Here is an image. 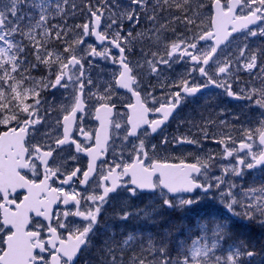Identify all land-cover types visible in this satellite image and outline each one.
I'll return each mask as SVG.
<instances>
[{
    "label": "snow or ice",
    "instance_id": "snow-or-ice-1",
    "mask_svg": "<svg viewBox=\"0 0 264 264\" xmlns=\"http://www.w3.org/2000/svg\"><path fill=\"white\" fill-rule=\"evenodd\" d=\"M0 166V264H264V0H0Z\"/></svg>",
    "mask_w": 264,
    "mask_h": 264
},
{
    "label": "flooded vegetation",
    "instance_id": "flooded-vegetation-1",
    "mask_svg": "<svg viewBox=\"0 0 264 264\" xmlns=\"http://www.w3.org/2000/svg\"><path fill=\"white\" fill-rule=\"evenodd\" d=\"M219 90L217 89H209L204 93H201L195 97H188L179 107L178 109L174 112L173 116L170 118V120L166 123V125L164 126V132L165 133H171L173 131L176 130L177 128V123L179 120L181 119H185L189 117V113H191L192 115H196V108L197 105L201 104L203 102V99L205 97H208L210 95H214L218 92ZM222 99V100H221ZM219 100V103L225 105V98H221ZM229 103L230 104H226L228 107H231L232 103L230 102V98L228 97ZM8 171H6L3 166H0V174L3 173H7ZM9 173L11 174V172L9 171ZM11 185L13 187H18L20 186L19 184V180L11 174ZM3 181L0 180V186L2 187H7L5 186V184L3 185ZM36 186V190L31 193L33 200L30 202L28 199L27 204L25 205L26 208L23 206L21 208V210L19 212H11L10 210H8L7 208L4 209L5 212V218L6 219H10V220H15L17 223L19 224H23V222H25L26 220V213L28 211V209L33 208V207H38L41 203H43V201L40 199V192L43 190L42 186L39 185H34ZM37 201H35V200ZM20 213V214H19Z\"/></svg>",
    "mask_w": 264,
    "mask_h": 264
},
{
    "label": "rangeland",
    "instance_id": "rangeland-1",
    "mask_svg": "<svg viewBox=\"0 0 264 264\" xmlns=\"http://www.w3.org/2000/svg\"><path fill=\"white\" fill-rule=\"evenodd\" d=\"M222 97L226 99V96H221L220 98H222ZM225 103L227 104V103H228V100L225 101ZM226 104H225V105H226ZM234 106H236V105H234ZM234 106L232 105L231 107H234Z\"/></svg>",
    "mask_w": 264,
    "mask_h": 264
},
{
    "label": "water",
    "instance_id": "water-1",
    "mask_svg": "<svg viewBox=\"0 0 264 264\" xmlns=\"http://www.w3.org/2000/svg\"><path fill=\"white\" fill-rule=\"evenodd\" d=\"M201 91H202V90H201ZM7 173H9V171H8ZM7 173H6V174H7Z\"/></svg>",
    "mask_w": 264,
    "mask_h": 264
}]
</instances>
